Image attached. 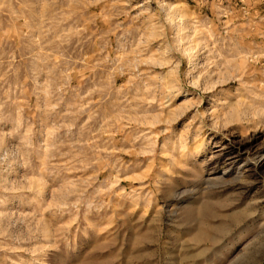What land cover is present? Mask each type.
Masks as SVG:
<instances>
[{
  "label": "rangeland",
  "instance_id": "obj_1",
  "mask_svg": "<svg viewBox=\"0 0 264 264\" xmlns=\"http://www.w3.org/2000/svg\"><path fill=\"white\" fill-rule=\"evenodd\" d=\"M0 264H264V0H0Z\"/></svg>",
  "mask_w": 264,
  "mask_h": 264
},
{
  "label": "bare ground",
  "instance_id": "obj_2",
  "mask_svg": "<svg viewBox=\"0 0 264 264\" xmlns=\"http://www.w3.org/2000/svg\"><path fill=\"white\" fill-rule=\"evenodd\" d=\"M183 13V12H182ZM179 14H181V13H179ZM184 16V15H183ZM182 17V16H181ZM170 22H171V25L169 26L170 28L169 29H173L174 28V25H175V20L172 18L171 20H170ZM193 70V69H192ZM184 95V94H183ZM185 96V95H184Z\"/></svg>",
  "mask_w": 264,
  "mask_h": 264
}]
</instances>
